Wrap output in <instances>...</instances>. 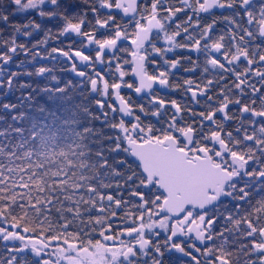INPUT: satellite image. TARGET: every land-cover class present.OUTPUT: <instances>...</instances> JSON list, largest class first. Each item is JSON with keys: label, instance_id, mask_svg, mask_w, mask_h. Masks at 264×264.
Masks as SVG:
<instances>
[{"label": "snow or ice", "instance_id": "obj_1", "mask_svg": "<svg viewBox=\"0 0 264 264\" xmlns=\"http://www.w3.org/2000/svg\"><path fill=\"white\" fill-rule=\"evenodd\" d=\"M0 264H264V0H0Z\"/></svg>", "mask_w": 264, "mask_h": 264}]
</instances>
